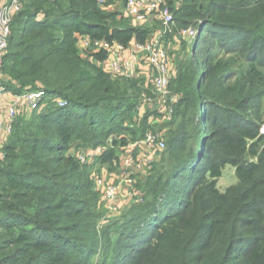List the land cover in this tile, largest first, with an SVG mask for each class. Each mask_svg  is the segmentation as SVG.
<instances>
[{"label": "trees", "instance_id": "trees-1", "mask_svg": "<svg viewBox=\"0 0 264 264\" xmlns=\"http://www.w3.org/2000/svg\"><path fill=\"white\" fill-rule=\"evenodd\" d=\"M199 1L184 0L176 11L169 0L174 32L178 22L186 28L196 19L201 37L191 45L190 67L171 83L180 100L169 125L180 124L164 152L174 166L166 181L150 176L141 201L132 202L117 231V264H264V135L239 113H223L227 68L210 77L215 50L247 46L250 71L264 69V0H211L207 8ZM22 4L2 71L14 94L44 91L48 99L32 119L17 121L2 149L0 264H89L98 215L87 165L71 150L78 142L94 149L110 143L97 161L114 163L117 147L144 139L151 124L150 112L137 117L145 79L106 74L86 57L102 65L108 53L85 56L79 37L128 48L144 44L151 31L116 23L117 14L96 0ZM58 100L68 105L60 108ZM197 111L208 126L203 136ZM208 129L215 130L206 135ZM227 165L238 183L221 191Z\"/></svg>", "mask_w": 264, "mask_h": 264}, {"label": "rangeland", "instance_id": "rangeland-1", "mask_svg": "<svg viewBox=\"0 0 264 264\" xmlns=\"http://www.w3.org/2000/svg\"><path fill=\"white\" fill-rule=\"evenodd\" d=\"M210 1L211 0H200L198 4H202V6L204 5V7L207 8ZM103 6H106L103 9H106L107 12L117 14L118 20L116 19V23H121L128 27L146 28L150 30L151 35L149 39L153 38L156 33L161 32L164 29V24L157 20L142 26H135L132 20L125 15V0H113L111 3L105 0L103 2ZM201 25L202 21L192 19L191 23L186 26V28H181L178 22L176 24V31L173 32L171 36L165 37V45L171 59V65L176 70V74L179 69L184 70L190 67L191 56L189 55V51L191 48L193 49V46L191 47V45H193V43L196 41L192 36V31L197 30L198 36L200 38ZM186 31L188 33H184ZM207 38L208 40H211L209 35ZM78 48L80 51H83L82 46L79 43ZM207 48L214 50L212 45L207 46L206 49ZM211 54L214 57L213 64L211 66V78H213L220 71V66L227 68L226 74H224L225 77L223 78V88L221 91H219L220 98L226 102L223 104V113L225 115V112L239 113L243 118H247L251 123L259 126L260 134L264 135L261 133L264 129V69L257 66L255 71H250L249 57L251 51L249 52L247 46L241 47L239 52L233 54L218 52L216 50L211 52ZM84 55L87 56L86 53H84ZM86 59H88V61L92 62L93 64H96V66L103 70V72L106 74L109 73V71L105 70L101 64L94 63L93 58L87 56ZM141 67H145V64L143 63ZM200 70H205V68L200 66ZM137 79H139V81L143 79L146 80L145 70H138ZM141 90L146 93L149 92V96H151L154 101L149 107L142 100H140L138 107L139 115L137 117H139L141 120V118L145 117L148 112H150L149 121L151 122H149V124H151V129L148 130L147 133L153 132L161 136L166 142V145L169 147L170 140L178 132V126L180 124L179 118L177 117V121L171 125L163 123V117L159 115L161 104L152 84H144L143 87L141 86ZM171 92L175 93L174 90H171ZM191 116L193 115L191 114ZM33 117V113L24 114V118L28 120L32 119ZM197 117L198 120H202V115H200L198 111ZM203 122L204 121H201L200 125L202 133L200 136H203V134H205L203 132H205L208 128L207 124ZM208 130L209 131L206 133V135H210L215 129ZM10 137L8 138L6 144L9 142ZM216 139H218V137ZM199 142H201V140ZM78 145H80L79 150L77 149ZM111 146L112 145L110 143L102 144L97 149H94L82 144L81 142H78L77 145L71 150V153L74 154L77 160H79L78 156L80 155L87 156L89 154H93V152L99 150L100 148L103 149L104 153ZM116 150L119 158L118 161L102 165L99 161H97V158L100 157L98 156L85 168L88 180L93 186V192L95 196L93 200V206L96 209L93 210L98 215L97 220L95 221V231L98 235V240L95 244L97 254L95 257L90 259L89 264L118 263L117 259L113 262L114 257L119 255V250L121 249L119 245L117 246V240L119 238L117 231H119L122 227L124 219L126 218L125 215L131 210V207H133L132 202L138 200L141 201L146 189L147 179L150 176H154L155 181H166L170 170L174 166L172 165L173 162L170 158L169 151L153 156L151 165L145 166L144 161L146 160V154L143 149L137 148L134 151L131 149L126 151L117 147ZM129 155L133 156L135 166L133 168L127 169L125 160ZM79 162L81 163L80 160ZM125 176L128 177L127 182H122V179ZM108 183H115L117 185L121 184V187L123 185L122 192L118 199L117 211H112L108 203L104 201V185ZM237 183L238 180L235 175V168L231 165L224 167L223 176L218 181V188L221 191H225L227 188L235 186ZM123 189L125 191H123ZM131 194L136 195L131 197ZM104 231L107 232L106 236L103 234ZM119 258L120 255L118 260Z\"/></svg>", "mask_w": 264, "mask_h": 264}, {"label": "built area", "instance_id": "built-area-1", "mask_svg": "<svg viewBox=\"0 0 264 264\" xmlns=\"http://www.w3.org/2000/svg\"><path fill=\"white\" fill-rule=\"evenodd\" d=\"M102 7L105 0H96ZM184 0H174V10L179 11ZM23 9L22 0H0V159L3 158L2 149L14 130V126L25 113L31 114L41 110L48 99L44 91H26L22 94H14L7 86L8 79L3 74L4 57L9 48V39L12 31V23L17 14ZM169 4V0H125V15L130 18L135 26L149 24L154 20L161 21L164 29L147 40L144 44L133 42L128 48L119 44H110L105 40H92L88 37H79L82 53L95 54L105 51L107 60L102 63L105 70L112 77L122 79H137L138 70H145L146 81L152 84L161 104L160 114L163 123L170 124L174 120V110L180 100V96L171 93V83L176 77V70L171 65V59L165 45V37L173 34L175 25V11ZM184 33H188L187 31ZM192 36L197 39L198 31H192ZM186 35V34H184ZM194 40V41H195ZM145 67H141L142 64ZM142 101L150 107L153 99L148 94L142 95ZM58 106L65 108L68 104L64 100H58ZM153 118V117H152ZM150 119V118H149ZM151 122V121H149ZM264 134V129L261 132ZM143 149L145 151L144 165H151L153 156L162 154L166 148L164 139L148 132L144 139L130 144L125 150ZM103 154V149L96 150L87 156H78L82 165H87L96 157ZM127 169L133 168L134 158L129 155L125 160ZM125 176L122 182H127ZM122 192L121 185L108 183L104 185V201L108 203L112 211H117V204ZM136 194H131L134 197Z\"/></svg>", "mask_w": 264, "mask_h": 264}, {"label": "crops", "instance_id": "crops-1", "mask_svg": "<svg viewBox=\"0 0 264 264\" xmlns=\"http://www.w3.org/2000/svg\"><path fill=\"white\" fill-rule=\"evenodd\" d=\"M144 82H145V84H146V85H148V83H147V81H146V80H145ZM120 183H121V182H120ZM120 185H121V184H120ZM122 187H123V185H122ZM123 191H125V190L123 189ZM123 195H124V194H123Z\"/></svg>", "mask_w": 264, "mask_h": 264}]
</instances>
